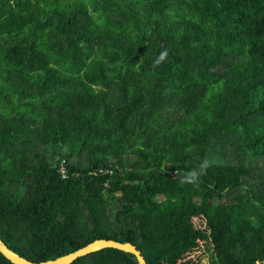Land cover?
Segmentation results:
<instances>
[{"label": "trees", "instance_id": "1", "mask_svg": "<svg viewBox=\"0 0 264 264\" xmlns=\"http://www.w3.org/2000/svg\"><path fill=\"white\" fill-rule=\"evenodd\" d=\"M0 236L35 264L98 239L264 264V0H0Z\"/></svg>", "mask_w": 264, "mask_h": 264}, {"label": "water", "instance_id": "2", "mask_svg": "<svg viewBox=\"0 0 264 264\" xmlns=\"http://www.w3.org/2000/svg\"><path fill=\"white\" fill-rule=\"evenodd\" d=\"M109 248H113V250H117L124 252L126 254L133 255L137 261V264H145V260L144 258H142L141 253L138 251V248L133 244L122 243L115 240H106V239L94 240L93 242L80 248V250L74 253L63 256L54 261H49L41 264H73L79 259H82L94 253H98L100 251L109 250ZM0 253L13 264H35L20 257L18 254L10 250V248L2 240L1 236H0Z\"/></svg>", "mask_w": 264, "mask_h": 264}, {"label": "built area", "instance_id": "3", "mask_svg": "<svg viewBox=\"0 0 264 264\" xmlns=\"http://www.w3.org/2000/svg\"><path fill=\"white\" fill-rule=\"evenodd\" d=\"M58 173L61 176V178L64 180H67L71 177L70 171L67 167V162L65 159L60 161V163L58 165ZM93 174L103 176V177H112V176H114V170L103 169V170H99ZM77 176H79V175H77Z\"/></svg>", "mask_w": 264, "mask_h": 264}, {"label": "clouds", "instance_id": "4", "mask_svg": "<svg viewBox=\"0 0 264 264\" xmlns=\"http://www.w3.org/2000/svg\"><path fill=\"white\" fill-rule=\"evenodd\" d=\"M161 59H163V57H161ZM156 64L157 65L159 64V60L156 62ZM206 166H209V162L207 161V159H205V161L201 164L199 174L188 173L181 180V183H191V184L198 183L199 175H203L206 172Z\"/></svg>", "mask_w": 264, "mask_h": 264}, {"label": "rangeland", "instance_id": "5", "mask_svg": "<svg viewBox=\"0 0 264 264\" xmlns=\"http://www.w3.org/2000/svg\"><path fill=\"white\" fill-rule=\"evenodd\" d=\"M200 255L206 256V258L204 259L205 264H211L213 257H212V254L209 253L208 248H206V250L205 248H201Z\"/></svg>", "mask_w": 264, "mask_h": 264}]
</instances>
